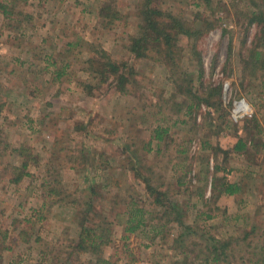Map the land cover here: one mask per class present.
<instances>
[{"label": "rangeland", "instance_id": "374dc122", "mask_svg": "<svg viewBox=\"0 0 264 264\" xmlns=\"http://www.w3.org/2000/svg\"><path fill=\"white\" fill-rule=\"evenodd\" d=\"M141 1L0 0V264H264V68L243 63L264 57L254 0H153L199 30L175 64L155 43L130 51ZM95 48L126 65L124 91L89 70ZM233 98L252 116L233 120ZM212 177L241 192L215 195ZM97 225L99 247L80 250Z\"/></svg>", "mask_w": 264, "mask_h": 264}, {"label": "trees", "instance_id": "16d2710c", "mask_svg": "<svg viewBox=\"0 0 264 264\" xmlns=\"http://www.w3.org/2000/svg\"><path fill=\"white\" fill-rule=\"evenodd\" d=\"M152 2L153 0H142L138 4L137 10L140 17L139 28L141 31L138 36L132 38L129 49L135 55V57H144L146 54L148 55L152 43H155L157 47L161 48L163 57L165 58L167 63L168 61H171L170 63L175 64V54L173 53L172 48L174 47L178 37L181 35H185L190 38L193 37L194 39L198 37L199 30L191 29L188 23H185L181 18L175 17L170 13L163 12L156 5H153ZM253 2L254 6H252V8H250L247 12L248 25L253 23L259 27L260 34L257 36H259L258 38H260V35L264 34V0H254ZM253 53L255 60H253L252 62H249V60H245V62H243L244 65L249 67L258 64L259 70H262L264 68V57L260 58L261 54L258 51H254ZM110 58L111 57L109 56V54L103 48L93 49V55H91L87 59L89 70L99 75L101 77V80L103 81L111 78L114 81L116 88L119 91H124L126 89L125 83L128 82V72H125L126 65L124 63H117ZM217 89V92L220 93V88L217 87ZM187 90L188 89H185V91ZM181 91H184V89ZM188 94H191V92L188 91ZM194 96L197 101L198 99L201 100L199 96L193 95V97ZM190 107L191 106H188L189 109ZM160 130L161 129H159L158 127L154 128L153 130V136L157 140H160L162 138L163 131L166 132L165 129H162L161 131ZM246 147V141H244L242 138H238L233 146V150L237 152L245 151ZM25 165L26 164L24 163L23 167ZM216 169H218V167H215V170ZM26 174H28V172H18L16 173V177L13 180L19 181ZM215 180L216 179L212 177L211 192L216 191L215 195H219L222 193L232 195L236 194L239 191V185L236 182L228 181L226 178H219L218 182ZM143 182L145 183L147 190L151 194H154L156 192L149 185L147 179L143 178ZM160 196H162V194L160 192H157L154 200L155 203L162 204ZM168 207L176 214V221L182 224L183 222L181 220V212L171 203ZM142 215V209H136L135 211H133L130 217L125 220L124 230L126 232H133L134 230H136V228L143 222ZM206 217L210 218L213 217V215L207 214ZM134 221L135 224H132ZM84 227L85 228H82V232L79 235L80 237L78 243L79 247L81 248L80 250L84 251L89 246L92 247L94 251L95 248L99 247L98 244H95L94 239H102L101 237H103V234H99L98 236V225L96 227ZM99 241L101 242V244H104L107 242V239L105 238L104 242L102 240ZM214 249L216 251L218 248L214 247ZM219 254L220 252H216L212 259L215 261L218 260ZM100 256L97 257V261L94 264H99L100 262V264H102V261L104 264L107 263L104 259H102V256ZM256 263L257 262L254 261L253 264Z\"/></svg>", "mask_w": 264, "mask_h": 264}, {"label": "built area", "instance_id": "2783aa9c", "mask_svg": "<svg viewBox=\"0 0 264 264\" xmlns=\"http://www.w3.org/2000/svg\"><path fill=\"white\" fill-rule=\"evenodd\" d=\"M230 91V87L227 82L223 83L222 92L225 94ZM252 106L245 98H233L231 103L230 115L233 120L238 121L243 118L252 116ZM191 176H194V172H191Z\"/></svg>", "mask_w": 264, "mask_h": 264}, {"label": "crops", "instance_id": "0c3cea01", "mask_svg": "<svg viewBox=\"0 0 264 264\" xmlns=\"http://www.w3.org/2000/svg\"><path fill=\"white\" fill-rule=\"evenodd\" d=\"M249 162H251V161H249ZM250 166V167H249ZM247 169H249V170H252V166L250 165V163H248V164H246V166H245ZM250 172L248 171L246 174H245V177L246 176H248V174H249ZM252 173V172H251ZM14 181V180H13ZM228 181H230V180H228ZM231 182H236L238 185H239V191L237 192V193H239V192H241V184L240 183H242L241 181H239V180H234V181H231ZM233 195H235V194H232V195H230V196H233Z\"/></svg>", "mask_w": 264, "mask_h": 264}]
</instances>
